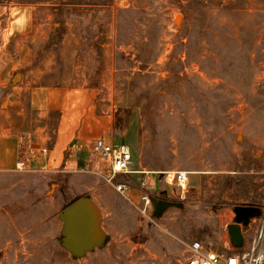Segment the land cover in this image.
<instances>
[{"label":"rangeland","instance_id":"obj_1","mask_svg":"<svg viewBox=\"0 0 264 264\" xmlns=\"http://www.w3.org/2000/svg\"><path fill=\"white\" fill-rule=\"evenodd\" d=\"M174 52L184 68L175 58L170 79ZM83 86L55 100L87 108L68 166L0 172V264H181L190 242L228 240L237 207L264 215V0H0V135L50 149L67 119L59 128L61 107L40 106ZM89 115L93 138L125 141L144 173L134 160L112 179L78 136ZM176 171L188 173L185 196L167 177ZM80 198L96 215L87 245L62 217ZM65 217L74 228L76 213Z\"/></svg>","mask_w":264,"mask_h":264},{"label":"built area","instance_id":"obj_2","mask_svg":"<svg viewBox=\"0 0 264 264\" xmlns=\"http://www.w3.org/2000/svg\"><path fill=\"white\" fill-rule=\"evenodd\" d=\"M29 148L21 152L14 161L11 171H26L46 173L50 171L49 149L32 141ZM93 157L101 158L108 163L112 172V179L118 174L133 173L130 168L133 163V153L129 144L116 140L114 134L108 138H97L92 143ZM168 179L181 188L180 193L185 196L189 188L188 173L182 171L168 172ZM116 189L125 194L128 187L118 184ZM147 205L152 203L151 197L144 196ZM237 223V222H236ZM244 242L237 247L228 234V240L220 246L213 243L206 244L195 240L187 244L184 259L181 264H264V215L261 213L240 223ZM229 233V230H228Z\"/></svg>","mask_w":264,"mask_h":264},{"label":"crops","instance_id":"obj_3","mask_svg":"<svg viewBox=\"0 0 264 264\" xmlns=\"http://www.w3.org/2000/svg\"><path fill=\"white\" fill-rule=\"evenodd\" d=\"M101 76V75H100ZM103 79V78H102ZM100 79V80H102ZM76 88V89H74ZM72 89H67V91L65 92H56L54 90L49 91L46 100H45V106L41 105L40 109L41 111H51L56 109L57 106L61 107V111H63V115H62V119L60 121V126L59 128L62 127V124L64 123V118L67 119V124H65V135L64 137L61 138V133L60 131L58 133H56V131H54V134L56 136V140L54 142V139L50 145V149H49V163L52 166L54 164L55 169H59L62 165L68 166L70 159L69 157L66 158V152L70 151V145L72 140L77 136V135H72V129H74L75 127H79L80 124H77L76 122H74V117L77 116L78 112L79 114L81 113V111H86L87 108L85 106H80V109L77 111H72L74 109V105H71L68 103V98L71 101L70 96L72 94L75 95H79V94H84V86L83 87H74ZM93 89V88H92ZM90 87L87 90H92ZM62 95V96H66L67 100L63 101L62 103H55V100L58 98V95ZM96 93H94V95L96 96ZM69 96V97H68ZM87 106H90L88 108V110H92L91 106H96L95 101L94 102H89L87 104ZM71 114V115H70ZM67 115H70V117L67 118ZM90 116H94V115H89L88 120L82 125V129L78 132V136H82L84 137L83 142L87 143L88 141L90 142V150H91V146L92 143L95 139L97 138H93L94 136V132L91 130L90 126L94 124L98 125L96 123V121L92 122L89 118ZM102 117L100 116L99 118V123L101 121ZM63 120V121H62ZM68 131V132H67ZM93 138V139H92ZM81 141V140H80ZM22 142L20 141V136L19 134H12L10 133V135H4L1 136L0 135V172H4V171H8L11 170L14 167V161L17 159V157H19V155L21 154V152L23 151V148L21 146ZM70 147V148H69ZM69 148V150H68ZM72 155V154H71ZM134 157H133V162H134ZM80 163V161H79ZM82 163V161H81ZM136 164L138 166V162L133 163V168L132 170H135L134 173L137 174H142L145 171L141 170V169H135ZM141 165V164H140ZM132 167V166H131ZM58 171V170H57ZM144 182V181H142ZM132 194V192L130 193Z\"/></svg>","mask_w":264,"mask_h":264},{"label":"water","instance_id":"obj_4","mask_svg":"<svg viewBox=\"0 0 264 264\" xmlns=\"http://www.w3.org/2000/svg\"><path fill=\"white\" fill-rule=\"evenodd\" d=\"M154 201L157 202L156 199ZM66 210L76 213V218L73 222L74 228H72L69 220L65 217ZM260 212L261 210L255 207L242 206L236 208L237 223H233L228 227L229 235L235 246L240 247L244 242V235L240 223L255 215H259ZM62 217L66 223V234L74 240L75 244L87 245L94 240V235H96V215L87 198H80L75 203L67 206ZM83 234L87 235L86 240L82 237Z\"/></svg>","mask_w":264,"mask_h":264},{"label":"trees","instance_id":"obj_5","mask_svg":"<svg viewBox=\"0 0 264 264\" xmlns=\"http://www.w3.org/2000/svg\"><path fill=\"white\" fill-rule=\"evenodd\" d=\"M23 1H25V2H29V0H23ZM204 30H202V32H203ZM227 41L226 42H224V45L223 46H226L227 47V49H226V52H224L225 53V56H226V58H230L231 57V52H232V50H233V47H232V43H231V39H234V35H233V32H231V34L229 35V36H227ZM185 46V45H184ZM222 51H223V49H222ZM174 54H175V57H173L174 55L173 54H171V56H170V58H169V62H168V67H167V69L168 70H170V72L172 73L171 74V77H170V79H175V78H180L179 77V70H177V69H175L173 66H171V65H173V61H175V58H179V59H177L176 61L179 63V65H180V67H181V69L182 68H184V62L182 61V58H181V56H180V54H178V53H176V52H174ZM199 59V56H198V58H197V60ZM171 60H172V64L170 63L171 62ZM196 60V61H197ZM194 61V59H193V57H192V55H191V53H188V56H187V64H190V63H192ZM198 62H201L200 60H198ZM225 62H224V64L222 65V67L220 68V74H219V77H225V76H227L223 71H224V69H225Z\"/></svg>","mask_w":264,"mask_h":264},{"label":"bare ground","instance_id":"obj_6","mask_svg":"<svg viewBox=\"0 0 264 264\" xmlns=\"http://www.w3.org/2000/svg\"><path fill=\"white\" fill-rule=\"evenodd\" d=\"M178 18H180V16Z\"/></svg>","mask_w":264,"mask_h":264},{"label":"flooded vegetation","instance_id":"obj_7","mask_svg":"<svg viewBox=\"0 0 264 264\" xmlns=\"http://www.w3.org/2000/svg\"><path fill=\"white\" fill-rule=\"evenodd\" d=\"M95 239V238H94ZM93 242V241H92Z\"/></svg>","mask_w":264,"mask_h":264}]
</instances>
